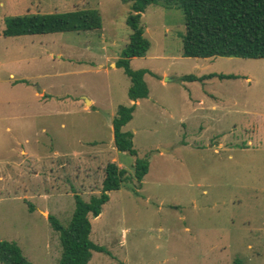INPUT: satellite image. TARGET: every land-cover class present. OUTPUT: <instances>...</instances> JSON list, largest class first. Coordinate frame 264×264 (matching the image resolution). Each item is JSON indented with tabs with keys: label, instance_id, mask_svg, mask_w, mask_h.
Masks as SVG:
<instances>
[{
	"label": "rangeland",
	"instance_id": "374dc122",
	"mask_svg": "<svg viewBox=\"0 0 264 264\" xmlns=\"http://www.w3.org/2000/svg\"><path fill=\"white\" fill-rule=\"evenodd\" d=\"M81 9L98 11L100 30L1 36L5 18ZM128 14L120 0H0V240L31 264H57L47 217L65 227L73 195L98 196L113 163L125 179L87 216L105 253L86 264H264V60L182 58L180 10L147 6L149 47L129 63L146 71L147 97L121 128L136 155L119 153L111 121L133 104L114 67ZM135 159L147 165L140 183Z\"/></svg>",
	"mask_w": 264,
	"mask_h": 264
},
{
	"label": "trees",
	"instance_id": "16d2710c",
	"mask_svg": "<svg viewBox=\"0 0 264 264\" xmlns=\"http://www.w3.org/2000/svg\"><path fill=\"white\" fill-rule=\"evenodd\" d=\"M129 5L125 25L129 29L128 42L120 52L114 67L127 77L129 107H118L111 121L112 142L115 150L135 156L131 134L121 128L131 119L134 102L147 97L142 80L145 70H130L129 61L141 58L149 47L140 26V15L152 4L179 9L183 16L184 35L181 39L182 58H240L264 60V0H120ZM1 36L18 37L53 33L88 32L101 29L98 11L81 9L65 13L25 14L5 18ZM207 78L233 79L230 75H208ZM193 81V76L182 77ZM132 178L140 183L147 173V165L137 159L133 163ZM125 171L108 163L103 170L100 192L87 202L73 195L74 208L68 224L63 227L51 216L47 217L51 229L58 234L60 255L57 264H86L91 252L105 253L102 247L88 239L90 224L87 216L96 218L108 193L119 189ZM0 264H31L21 255L13 242L0 240Z\"/></svg>",
	"mask_w": 264,
	"mask_h": 264
},
{
	"label": "crops",
	"instance_id": "0c3cea01",
	"mask_svg": "<svg viewBox=\"0 0 264 264\" xmlns=\"http://www.w3.org/2000/svg\"><path fill=\"white\" fill-rule=\"evenodd\" d=\"M142 58V57H141ZM135 58H133V59H131L130 61H129V63L132 61V60H134ZM212 58H206L205 60H211ZM9 77H11V74L9 75ZM40 94H42V91H40ZM137 103V101L135 102V104ZM198 103H201V101H199ZM208 105H209V110L210 111H215V109H216V105L213 103V102H209L208 103ZM3 180H4V177H3V175L2 174H0V182H3Z\"/></svg>",
	"mask_w": 264,
	"mask_h": 264
},
{
	"label": "water",
	"instance_id": "95a60500",
	"mask_svg": "<svg viewBox=\"0 0 264 264\" xmlns=\"http://www.w3.org/2000/svg\"><path fill=\"white\" fill-rule=\"evenodd\" d=\"M165 81H171V80H170V79H168V78H165ZM86 102H88V101H85V103H86Z\"/></svg>",
	"mask_w": 264,
	"mask_h": 264
}]
</instances>
